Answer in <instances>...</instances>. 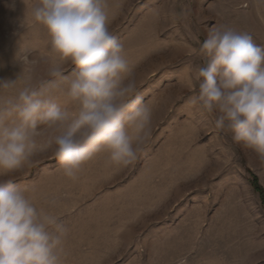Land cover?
I'll return each instance as SVG.
<instances>
[{
  "label": "rangeland",
  "instance_id": "1",
  "mask_svg": "<svg viewBox=\"0 0 264 264\" xmlns=\"http://www.w3.org/2000/svg\"><path fill=\"white\" fill-rule=\"evenodd\" d=\"M34 3L0 0V79L32 72L25 56L39 61L32 83L54 79L50 38L29 14ZM106 10L152 110L137 158L116 165L100 152L70 179L49 149L0 179L60 215L62 264H264V160L215 128L218 112L189 103L207 63L196 50L210 29L264 46V0H107Z\"/></svg>",
  "mask_w": 264,
  "mask_h": 264
},
{
  "label": "clouds",
  "instance_id": "2",
  "mask_svg": "<svg viewBox=\"0 0 264 264\" xmlns=\"http://www.w3.org/2000/svg\"><path fill=\"white\" fill-rule=\"evenodd\" d=\"M106 9L107 0H36L29 9L50 38L54 59L47 75L54 79L32 83L39 61L27 56L32 72L0 79V174L20 170L49 149L70 179L100 152L116 165L137 158L152 110ZM196 51L207 63L198 68V90L189 103L218 112L215 128L264 160V46L247 33L213 28ZM56 94L74 109L61 106ZM25 191L0 179V264H62L67 227Z\"/></svg>",
  "mask_w": 264,
  "mask_h": 264
},
{
  "label": "trees",
  "instance_id": "3",
  "mask_svg": "<svg viewBox=\"0 0 264 264\" xmlns=\"http://www.w3.org/2000/svg\"><path fill=\"white\" fill-rule=\"evenodd\" d=\"M252 185L254 186L256 191H258L261 195H263L262 188L258 184L257 178L255 176H253V178H252Z\"/></svg>",
  "mask_w": 264,
  "mask_h": 264
}]
</instances>
